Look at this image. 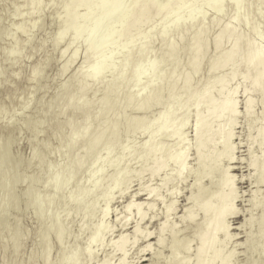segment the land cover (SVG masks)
I'll return each instance as SVG.
<instances>
[{
	"label": "bare ground",
	"instance_id": "1",
	"mask_svg": "<svg viewBox=\"0 0 264 264\" xmlns=\"http://www.w3.org/2000/svg\"><path fill=\"white\" fill-rule=\"evenodd\" d=\"M186 1L187 0H162L161 2H155L154 0H92L91 5L85 12L86 14L81 18L83 19L82 24L75 28L74 37H85L86 40L89 41L86 43L89 44L84 52L80 54L81 63L78 65L79 67L72 72L70 78L76 80L89 79L93 85L98 82L94 86L89 85L90 88L100 86L99 84L101 82L99 81L103 78L104 71L106 72L108 70L107 68H109L106 66L107 70H102V65L106 64L108 61L104 56L107 54L106 57L110 59L108 56L112 55L109 51L113 48L119 49L121 46L126 45L127 49L123 53L120 52L122 58L124 55V63L121 69H110V76H108L109 80L106 81L107 84L105 85L106 82L101 83V87L103 84L105 85L103 87L104 94H108V96L111 95V99L109 98V101L104 97L103 101L100 100L101 102H97L96 115L83 117L80 121L82 117L78 118V116H76V120V117L72 114L74 111L78 114L77 111L80 108L79 106L82 107L79 111L88 107L85 100L83 101L86 103H82V101L79 100L86 98L85 96L83 97V95L87 94V91L89 92L90 89L88 90V86H78V88H74L73 91H71L72 89L69 90L68 85H62V88L60 87L61 89L58 93L59 103H57L60 105L56 107V109L59 108L56 112H60V116L62 113L64 115L67 111L69 112L67 113L70 114V117L68 116L67 121H65L67 123H64L68 128L67 132H69V137L65 139V144H63L64 154L59 161L58 172H50L48 178H46L45 184H43L44 188L52 189L55 195L43 202L37 200L39 198H37L36 194V198L33 196L29 198V201H32V203L34 201L33 214L36 217L35 219L38 223L42 221L46 222V227L44 226L45 228L42 229L43 231H40L37 235L39 244H41L40 249L42 248L37 254L39 264H85V260L89 263V260H94V258L99 257L98 255H100L103 250L105 252V249H107L106 251L111 250L114 254L118 253L119 261L117 264L126 263L127 247L131 242L123 233H121L123 235L119 234L117 239H114L115 241L105 240V236L108 237L111 231L113 234V229L110 228L111 230L106 231L103 227L106 223L107 207L112 200L110 194L113 189L126 183L127 175L124 171H120L117 174L114 173L106 179L107 181H104L106 183H102L98 175L101 171L117 163V158L112 157L109 151L111 144L118 139L121 132L125 129H130L132 131L143 123L142 120L128 119V117L125 116L126 111L128 109L130 110V108H132V111L137 109H141V111L145 109L148 111L157 105L161 108V113L157 120L153 122V129L150 126L151 123L149 124V128L151 129L149 134L150 137L148 136L149 139L147 138V141L141 146V164L142 167L148 168L150 176H152V174L154 175L156 171L165 170L164 168L167 167L166 165L168 163L171 164L172 171H170L171 173L169 172L170 174L168 173V175L164 173V176L160 179L159 187L152 189L146 186L143 188V192L140 191V187V192L138 191L137 194L142 195L141 193H146L144 191L147 190V196H145L147 202H137L134 198H132V202V199H130L131 201H128L129 203L123 206L125 217L121 222L122 227H125L130 221L132 213L136 215L137 223L133 229V237L131 239L133 244H136L138 238L141 239L142 237L145 241L147 238L154 236L153 231L147 230V228H145L144 230L146 231H144L140 228L141 222L145 220V217L147 218L148 211L150 212L154 209L156 203L160 201V203L164 202H162L164 199L161 195L159 196V190L161 188H167V185H171V183L177 184L178 181L181 182L182 175L185 174V171L187 173L186 167L189 149L183 135V129L190 115L185 105L187 101H192L193 109L191 113L196 120H194L196 123L194 124V140L192 146L198 170H196V175H194L195 179L192 183L195 192L191 189L194 194L191 193V198L189 195L187 198L188 200L186 199L187 201L191 199L194 206L193 208L191 206L192 209L190 206L187 208L188 210L185 209L186 213L184 212V214L186 215L184 216L185 219H183L186 223H184L190 224L191 222L193 223V220L195 222V216L197 217V214H201V221L199 220L198 224H191L192 226L196 225V227L194 226L195 231L193 232V237L198 241H196L198 243V246L196 245L197 249L195 248L196 252L194 251L195 253L193 254L196 261L193 259V262L195 264H210L211 262L216 264L215 261L219 260L221 261L219 264L231 263L229 261V256L231 255L229 254L228 256L229 250L223 253L224 255L222 254L223 256H227L221 258L219 256L221 254L217 253V248L215 249L217 252L214 250V246L215 243L216 245L221 243L219 247L221 245H227L222 242L228 243L234 237H231L229 234L228 230H230V228L226 226L227 224L225 223L226 221L228 222V219L230 220V217L233 219L234 215L237 216L235 214L237 213L236 207H234L235 204L233 203L237 198V192L234 187V175L231 176L229 173L231 167L228 168V162L231 163V160H233L231 158L233 157L232 153H234L232 130H234L235 119L239 114L236 97L240 85L244 84L247 86L243 91V96H245L246 99L243 104V112L241 113H243L242 116L245 121L249 122L248 125L250 129L252 125H255V131L251 139L259 143V152L257 156H249L248 163L246 162V164H248V168L252 169L251 171L257 173L255 174L258 176V182L264 184V3L259 0H193L189 9L183 12L182 8L186 4ZM174 8L176 9V13L174 17H172L173 20L167 22L168 19H171L169 16ZM171 16H173V14H171ZM102 28H106L105 34L102 38L97 37V32ZM93 39L97 41L95 42ZM98 39L100 40L98 41ZM140 39L141 44L137 49L136 46L140 43ZM155 40L161 41H159L161 47L159 46L160 50H157L158 53L155 60L146 62L143 65H137V62L146 59L150 45H152ZM67 50L68 47L65 46L60 51V58H63V56L65 57ZM107 50H109L108 53H106ZM73 51L75 50H72V52ZM78 54L77 52L70 53L65 61H63L64 63L61 65L62 67L58 72L59 76L66 72V68L68 69L69 66L66 67L68 61L70 62L71 59L74 61V58H76ZM102 55H104L103 57L105 59L102 57L104 60L100 58ZM98 58L101 60L98 61L97 65L95 64L96 67L92 66V71L84 74V69L87 68L86 66H89L92 60L95 61V59L98 60ZM102 60L103 62H101ZM109 62L110 60L107 64H109ZM103 66L105 67V65ZM201 69L204 71L202 80L207 82L206 86H198L194 83L195 76ZM221 70H224V75L221 74ZM219 73L222 75L221 77H218ZM89 80L87 81L89 82ZM173 88L178 89L172 96L170 95L171 97L168 101H161V98ZM68 90L72 93H68ZM212 91L216 92L213 94ZM113 94L114 97H112ZM252 94L258 98L259 112L256 117L254 116V108L257 102L252 98ZM78 96L82 97L78 98ZM76 97L81 103L74 100ZM83 104L87 105L85 106ZM174 104L177 105L175 110L169 113V107ZM53 105L51 104V106ZM54 106H56V104ZM76 107L79 108L77 109ZM53 109L48 106L47 112L53 113L56 117L58 113L54 112L55 109ZM103 116H107L108 118ZM99 117H101V119ZM97 118L100 119L99 121H103L102 123L100 122L102 125H97L95 123L98 121ZM93 123L95 124L93 125L94 127L92 126ZM96 125L98 127H95ZM65 126H63V128H66ZM166 138L173 140L172 143L174 145L171 147L173 149L172 151L160 145L159 140ZM82 145H84V148H81L82 150L79 151L78 146L82 147ZM42 146L44 145L42 144ZM216 147L218 149L215 151L214 148ZM78 152L81 154L77 155ZM102 152L108 153L104 157H99V154ZM120 153L129 156V158L132 156V151L128 148V145L121 148ZM76 155L80 156L78 157L79 159H77L79 161L75 159ZM6 156L10 157L9 154ZM31 157H29L28 161L31 160ZM8 159L11 160V158ZM224 161L225 163L227 161L228 164L226 168L224 167L225 169L222 168ZM85 171L88 176L87 180L89 182L91 180L89 188L82 192L75 190L67 192L66 185L78 179L82 172ZM95 175L97 179L99 178L98 180L94 178ZM215 176H218V180L215 183V187L217 185L216 193L201 189L202 179L205 177L208 178L211 181V183L210 181L209 183L212 185V180ZM16 178L18 179V177ZM92 178L95 180H92ZM10 181L15 180L12 176L5 174L1 181L2 187L4 185L6 187V184ZM32 184H30L28 188L33 190L34 185ZM34 189L36 188L34 187ZM97 196L98 198L100 196L101 199L103 196L105 198L103 200L104 209L102 218L97 225L91 228L89 237L84 241L82 248L79 250H70V255L75 257V259L71 261L67 256L63 255V251L65 250L67 241L69 239L73 240L75 236L70 233L67 225H62L58 222L56 216L59 210V201H61V198L68 200L76 198L88 200L85 206L78 207L74 211H70L69 209L63 210L66 218L74 215L79 217L77 237L84 232V229H86L90 221L89 219L93 215ZM253 196L254 195H252V197ZM254 202L255 201L252 203L255 206ZM172 208L173 207L170 206L167 208L165 213L166 216L172 212ZM195 213L197 214L195 215ZM243 223H245V225L241 224L243 227L248 224L252 225V218H246V221H243ZM256 224V235L255 232L253 235H255V237L260 235L258 239L264 241V239H261L264 237V211ZM241 225L238 226V229H241ZM167 227V223H163L159 229H157L159 232L155 235L157 238H154L156 239L155 242L157 241L156 245H159V247L163 246L162 235L166 232ZM169 229L170 227H168L169 232H175L173 228V230ZM102 231L106 233L104 232L102 234ZM221 234L223 237H221L222 241L219 240L220 242H216L218 238L217 235L220 237ZM17 236V234L11 236L12 238L10 237V240L6 242L4 247L2 246L4 254H6L7 251L8 254L13 250L16 251L19 246V244L17 245L19 238H17ZM190 238L193 240L192 237ZM248 239L250 241L252 237ZM147 241L148 240H146V242ZM176 241V239L172 240L170 253L167 258L168 264H189L187 263L190 262L188 261L189 259L187 260L189 257L185 255L186 253L187 256L189 254L187 251L191 248L189 244L191 240L189 239L188 241V239H186L185 241L184 239L181 243ZM149 242L150 241L147 243ZM252 242L246 243L248 245ZM52 244L57 245L59 249L58 255H56L55 258L51 257ZM91 244H97L96 251L92 252L89 250ZM152 244L155 245L154 243ZM152 244L150 243V245ZM6 245H9L10 248ZM262 245L264 246V244H261L260 250L262 249L264 254V247H262ZM150 247L149 244L143 246L144 251L146 252L147 250L148 252ZM144 251L143 253H145ZM222 251L220 250L219 252L222 253ZM112 252L111 255L107 254L106 260L103 261L102 259L100 261L98 259L100 262H96L97 259H95L93 263L109 264V260L113 256ZM137 252H139V250ZM232 252V257H234V249ZM262 252L260 255H262ZM13 253L11 252V254ZM211 253L213 254L210 255ZM262 256L264 257V255Z\"/></svg>",
	"mask_w": 264,
	"mask_h": 264
},
{
	"label": "rangeland",
	"instance_id": "2",
	"mask_svg": "<svg viewBox=\"0 0 264 264\" xmlns=\"http://www.w3.org/2000/svg\"><path fill=\"white\" fill-rule=\"evenodd\" d=\"M154 1L161 2L162 0ZM259 1L264 3V0ZM192 2L193 0H187L186 4L182 8V11L186 12L191 6ZM91 3L92 0H0V264H39V261L37 260V254L39 253L38 251H40L42 248L40 249L41 244H39L37 235L40 233V231H43V228L46 227V222L42 221L41 223H38V221L35 219L36 217L33 214L34 201L32 203V201H29V198H32L31 196L36 198L37 196V198H39L37 200L43 202L45 200H49L55 195L52 189H47L46 187L44 188L43 184H45L47 180L46 178H48L50 172H58L59 161L64 154L63 144H65V139H68L69 137V132H67L68 128L64 125V123H67L65 121H67L68 116L70 117V114H68L69 112L67 111L68 113L66 112V114L64 115L62 113L61 116L59 115L60 112H56V110L59 109H56V107L60 105L57 103H59L58 93L62 88L61 86L68 85L69 90L72 89L71 91H73L74 88L77 89L78 86H88V90L92 89L91 91L89 90V92L87 91V94L83 95V97H86L85 99H79L82 101V103L86 101L88 105H83H87L88 107H85L84 110L82 109V112L79 111V109L82 108L81 106H79L80 108L76 107L77 109L79 108L78 111L75 108L78 114L75 111V114L72 113L75 117H82L80 119L81 121L83 117L93 116L94 114L96 115V107L98 105L97 102H99L100 100L103 101L104 97L106 100L110 101L111 95H105L103 92V87L107 84L106 81L109 80V70L121 69V66L124 63V55L122 58L121 53H123L127 49L126 45L121 46L119 49L113 48L110 51L107 50L106 53H108L109 51L112 55L108 56L110 57V59L106 57L107 54L106 56H104L105 53L100 57L101 59L105 57L108 61L110 60L111 62L107 64L108 61L106 60L107 62L104 61L106 62V64H103L105 65V67L102 65V70L108 69L106 72L104 71V75L102 73L103 78H101L102 80L100 79L99 81L101 83L106 82L102 87L100 83V86L98 85L100 88H90L89 85L93 84H91L92 82H90L89 79L76 80L70 78L72 76V72H74V70L78 68V65L81 63L80 54L84 52V50L87 48V45L89 44L86 43L89 41L86 40L85 37L75 38L74 30L82 24L83 19L81 18L84 14H86L85 12L87 11ZM175 13L176 9L174 8V10H172L171 12L173 16H171L170 14L169 18L171 19H168L167 22H170L169 20H173L172 17H174ZM105 31L106 28L100 29V31L97 32L98 34L96 33L98 35L97 37L102 38V36L105 34ZM141 39L140 43L136 46L137 49L141 44ZM99 40L100 39H98V41ZM96 41L97 40H95V42ZM159 41L155 40L152 45H150L146 59L144 61L137 62V65H143L146 62L155 60L158 53L157 50H160L161 47V41ZM65 46L68 47L69 51L67 50L65 57L63 56V58H60V51ZM72 50H75L73 52H77L79 54L76 58H74V61L73 59H71L70 62L68 61V65L66 66H69L68 69L65 67L66 72H64L63 75L59 76L58 72L62 67L61 65L64 63L63 61H65V59L70 55V53H73ZM101 59L98 58V60H92V62H90L91 64L89 66L87 65V68L84 69V74L86 72L90 73L92 71L91 69H93L92 66L94 67L95 64L97 65L98 61ZM103 60L101 62H103ZM101 62L99 63L102 64ZM106 66L109 68H107ZM203 72V69H201L195 76L194 83L198 86L207 85V82L202 80ZM221 74L224 75V70L221 72ZM222 75H220L219 73L218 77H221ZM87 80H89V82ZM246 88L247 86L245 84L240 85L236 97L238 106L237 110L239 114L237 115L236 119L234 118L235 125L233 128L234 130H232V144H234V153H232L233 157L231 158L233 160H231V163L228 162V168L231 167L229 169L230 172L229 170L228 172L231 174V176L234 175L235 180L234 187L235 191L237 192V200L235 199L233 203L235 204L234 207H236L237 213L235 214L237 216L234 215L233 219L230 217V220L228 219V217V222L226 221L227 219L225 220V223L227 225H225L229 226L230 230H228V228L227 230L229 231L231 237H234L228 243H225L223 241L222 243L227 245L223 244L224 246L221 245L222 247H219L221 243H219V245H216L215 243L214 250L217 248L216 250L218 252L216 250L215 251L218 254L220 253L222 255L223 253H226V251L229 250V252H232L234 249V257H232L231 252H228V256L229 254L231 255L229 256L231 259H229V261L231 262L230 264H264V257L262 256L264 254L262 252V249L260 250L261 244H264V241L258 239V237H260L259 234L258 237H255V231L257 229L256 222L264 211V184L258 182L259 180H257V173L255 172V174L254 171H251L252 169L248 168L249 166H247L248 164H246V162L248 163L249 156H257L259 152V143L251 139L255 131V125H252L250 129L248 125L249 122L245 121L244 117L242 116L243 113H241L243 112V104L245 103L244 101L246 99L245 96H243V91ZM177 89L173 88L171 91H169V89V92L167 91L168 93H165L166 95L161 98V101H168V99ZM69 90L68 93L71 92H69ZM215 92H213V94ZM252 95L254 101L257 102L254 108V116L256 117L259 112L258 98L254 94ZM81 97L78 96V98ZM112 97H114V94ZM78 98L76 97V99L74 100H77ZM81 101L79 102L81 103ZM51 104H56V106H51ZM185 105L187 111L192 116V101H187ZM48 106L52 107V109H55L54 112L58 113V117L57 115L55 117L53 113L51 114V112L49 113V111L47 112ZM176 106V104L171 105L168 109L169 113L173 112ZM146 111L147 110L145 109H143V111H141V109L132 111V108L126 111L125 116H127L128 119L142 120L143 123L140 126L134 128V130L132 131L130 129H125L121 132L118 139L111 144V148L109 151L112 154V157L117 158V163L115 165L113 164L112 167L101 171L102 173L100 172L99 175L97 174L102 183L104 181H107L106 179H108L112 174H117L120 171H124L127 175L126 183L122 184L116 189H113L110 194L112 200L107 207V217L105 219L106 223L104 224L103 228L106 231L113 229V234L111 231L110 234L112 235L109 234V236L111 237L105 236V240L113 241L115 238L117 239L118 235L121 233H123L125 237L127 236L132 246L131 244H129L127 247L128 249L127 257L125 258V264H168L167 258L170 253L172 240L176 239L178 243H181L184 239L185 241L186 239H188V241L190 239L191 241H189V244L191 248L189 246L190 250L187 251L189 254L187 256L186 253L185 256L189 257L187 258V260L189 259L188 261L190 262L187 263L193 264V259L195 257H193V254L196 252L195 248L198 246V241L193 237V232L195 231L194 229L196 225L192 226L191 224H198L199 220L201 221V214H197L198 212L195 213V215L197 214L198 216H195L196 221L194 222L193 220V223L191 222L190 224H185L186 221H184V216L186 215L184 214V212L186 213V210H188L187 208H189V206L190 208L191 206L192 208L194 206L193 201L191 199L190 201L192 202L187 201V198L189 197V195L191 198V193L194 194L195 192L192 187V183L195 179L194 175H196V170H198L195 163L196 157L192 146L194 140V124L196 123V120L193 116L191 117L189 115L185 126L186 128L184 127L183 129V135L189 149L188 163L186 167L187 173L185 171V174L182 175L183 178L181 177V182L178 181L177 184L171 183V185H167V188L165 187L159 190V196L161 195V197L164 199L162 200V202H164L160 203V201L156 203L154 209H152L150 212L148 211L147 218L145 217V220H143V222H141L140 224L141 229L144 230L145 228H147V230L149 229L150 231H153L154 236L152 237L150 235L151 237L147 239L145 238L146 240L150 241L149 243H147L148 241L146 242V240L144 241V238L142 237L141 239H137L138 241L136 242V244L134 243L135 245L132 243V232L137 223V218L134 213H132V216L130 215V221L125 227H122L121 225L122 219L125 217L123 206H126L127 203H129L128 201H131L130 199L134 198L135 201H142V203H144L145 201L147 202V199L145 197L147 196V190L144 189V192L146 193H141L142 195H139L137 194L139 188L141 187L140 191H142L146 186L152 189L159 187L160 179L162 176H164V173H167L165 175H168V173L172 171V166H170L171 164L168 163L169 165L167 164V167L164 166L166 167L164 168L165 170H159L158 172L156 171L154 175L152 174V176H150L148 168L142 167L141 146L142 144H144V142L147 141V138L150 134L151 129L149 128V124L151 123L150 126L152 128L153 122L157 120L161 113V108L156 105L155 107L151 108V110H148L147 112ZM99 118L101 119V117ZM100 119H98V121ZM98 121L95 122L97 125L103 122ZM93 125L95 124L93 123L92 126ZM97 125L95 127H98ZM63 126H65L66 128H63ZM172 141L173 140L167 138L159 140L161 146L169 150L171 149V151L173 150L171 147H173L172 145H174ZM42 144L44 146H42ZM126 145H128V148L132 151V156L130 158L129 156H125L120 153V149L126 147ZM78 148L79 151H81V148H84V145H82V147L78 146ZM217 149V147L214 148L215 151ZM107 153L108 152H102L99 154V157H104ZM7 154H9L10 157H7ZM80 154L81 153L78 152L77 155ZM77 155L75 156L76 160L79 159L78 157H80ZM29 157H31L30 159L32 161H28ZM8 158H11V160H9ZM227 161L226 163L224 161V163L222 164V168H226L228 166ZM5 174L12 176L15 181H10L6 184V187L5 185L2 187L1 181L3 180V176ZM16 177H18V179ZM87 177L88 176L86 175V171L82 172L78 179L71 181L66 185V191L69 192L75 190L82 192L87 190L91 185V180L89 182L87 180ZM94 178H96V175ZM217 178L218 176H215V178H213L214 181L212 180L213 183L211 185V181L205 177L204 179H202L203 181L201 180L202 188L201 186L200 188L203 190L205 189V191L209 190L213 193H216L217 185L215 187V183L218 180ZM92 180L95 179L92 178ZM30 184L34 185L36 189H34V187L33 190L29 189L28 187ZM191 189H193L194 192H192ZM252 195H254V198L252 197ZM97 198L95 210L93 212V215L89 219L90 221L87 224L86 229H84V232L79 234L77 237L76 234H78L77 232L79 217L74 215L66 218L64 216L63 210L69 209L70 211H74L78 207L85 206L88 203V200L86 201L78 198L68 200L61 198V201H59V210L57 211L56 216L58 218V222L59 224L67 225L70 233L75 236L73 237V240L69 239V242L67 241L65 250L63 251V255L67 256L71 261L75 259V257L70 255V250H79L80 248H82L84 241H86V239L89 237L91 228L97 225L102 218L104 209L103 200L105 198L104 196L102 197V199L100 198V196L98 199ZM253 201H255V206L252 203ZM169 206L173 207L172 212H170L169 215L166 216L165 213ZM249 217L252 218V225L248 224L247 226L243 227L242 225H245L243 221L245 222L246 218L248 219ZM163 223H167V226L170 227L169 230L173 228L174 230H172L175 232H169L167 227L166 232L162 235L163 246L159 247V245H156L157 241L155 242V238H157V236L155 235L158 234L157 232H159V230L157 229H159V227ZM239 225H241V229H238ZM104 232L105 231H102V234ZM254 232L255 235H253ZM13 234L18 235L17 238H19L17 241V245L19 244V246L16 251H11L12 253L14 252L13 254H11L10 250V255L8 254V251L6 254H4L3 247L6 242L10 240V237L14 236ZM217 236L218 238L216 242H220L219 240L222 241V234L220 235V237L219 235ZM190 237H192L195 241H193ZM251 237L252 239L254 238L253 242L251 239L250 241L252 243L247 245L248 242L250 243L248 238ZM261 239L263 240L264 237H262ZM234 241L235 244L237 243L236 245L234 244ZM150 243H154L155 245H150ZM148 244L149 247H152V250L150 247V249H148V252L147 250L145 252L143 246ZM6 246L8 247L9 245ZM96 246L97 244H91L89 250H91L92 252L96 251ZM51 247V257L55 258L59 252L58 246L53 245ZM262 247L264 246L262 245ZM8 248H10V246ZM106 250L107 249H105V252L103 250V253L101 252L100 255H98L99 257L94 258V260H89V263L87 260H85V264L86 262L87 264H96L97 261L100 262L102 259L103 261L106 260L108 256L107 254L111 255L112 252L111 250V252L109 250ZM138 250L139 252H137ZM141 250H143L145 253H143V251ZM220 250H223L222 253L219 252ZM261 252L262 255H260ZM112 254V257L109 255L111 257L110 260L108 259L110 261L109 264H117V262L119 261V255L118 253L114 254L113 252ZM212 254L213 253H211L210 255ZM221 255H219L221 258L227 256H223V254L222 257ZM95 259L97 260L95 263H93ZM194 261H196V259H194ZM215 262L216 264L221 263V261L219 260Z\"/></svg>",
	"mask_w": 264,
	"mask_h": 264
}]
</instances>
